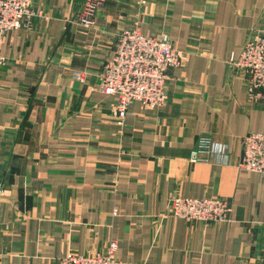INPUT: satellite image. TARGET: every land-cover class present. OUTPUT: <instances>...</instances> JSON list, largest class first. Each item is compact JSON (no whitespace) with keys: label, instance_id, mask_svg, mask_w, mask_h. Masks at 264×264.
<instances>
[{"label":"crops","instance_id":"crops-1","mask_svg":"<svg viewBox=\"0 0 264 264\" xmlns=\"http://www.w3.org/2000/svg\"><path fill=\"white\" fill-rule=\"evenodd\" d=\"M28 1L32 19L0 52V264H61L113 242L130 264H264V182L240 167L264 102L234 67L264 0H107L90 29L75 20L84 0ZM136 25L167 34L182 63L165 105L135 102L120 119L96 87ZM202 135L211 151L193 162ZM177 195L227 199L230 221L171 216Z\"/></svg>","mask_w":264,"mask_h":264},{"label":"built area","instance_id":"built-area-1","mask_svg":"<svg viewBox=\"0 0 264 264\" xmlns=\"http://www.w3.org/2000/svg\"><path fill=\"white\" fill-rule=\"evenodd\" d=\"M106 1L84 0L75 19L78 25L84 29L92 28L98 10ZM33 15L28 0H0V52L6 35L22 27ZM3 61L0 53V63ZM181 63L182 53L167 34L157 37L144 34L138 25L125 27L117 37L114 56L101 69L96 88L114 96L115 110L123 119L135 102L153 109L165 105L169 71ZM234 67L246 75L251 96L264 102V28L256 30L247 40L240 57L234 61ZM75 77L83 81L85 72L76 71ZM242 142L240 167L258 172L264 182V131L251 132ZM211 147L212 138L200 136L191 161H205ZM168 213L186 220L227 222L230 221L231 206L227 199L220 197L174 196ZM116 250L117 243L113 242L108 253H71L61 264H130L119 259Z\"/></svg>","mask_w":264,"mask_h":264},{"label":"rangeland","instance_id":"rangeland-1","mask_svg":"<svg viewBox=\"0 0 264 264\" xmlns=\"http://www.w3.org/2000/svg\"><path fill=\"white\" fill-rule=\"evenodd\" d=\"M177 196H180V195H177ZM169 214V213H168ZM170 215V214H169Z\"/></svg>","mask_w":264,"mask_h":264}]
</instances>
